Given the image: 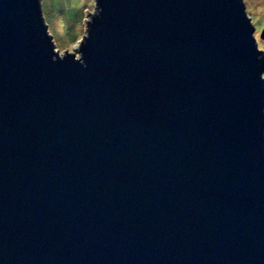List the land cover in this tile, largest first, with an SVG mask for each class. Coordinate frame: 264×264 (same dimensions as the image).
I'll list each match as a JSON object with an SVG mask.
<instances>
[{
  "label": "water",
  "instance_id": "obj_1",
  "mask_svg": "<svg viewBox=\"0 0 264 264\" xmlns=\"http://www.w3.org/2000/svg\"><path fill=\"white\" fill-rule=\"evenodd\" d=\"M93 2L60 51L40 0H0V264H264L244 0Z\"/></svg>",
  "mask_w": 264,
  "mask_h": 264
},
{
  "label": "rangeland",
  "instance_id": "obj_2",
  "mask_svg": "<svg viewBox=\"0 0 264 264\" xmlns=\"http://www.w3.org/2000/svg\"><path fill=\"white\" fill-rule=\"evenodd\" d=\"M40 2L55 47L60 51L64 48H75L84 32V20L87 11L93 8V0H40ZM244 3L255 25L257 44L264 50V36L260 35L264 24V0H244Z\"/></svg>",
  "mask_w": 264,
  "mask_h": 264
}]
</instances>
